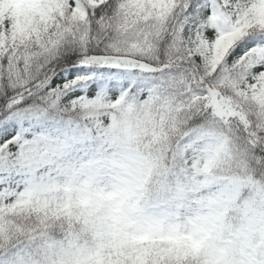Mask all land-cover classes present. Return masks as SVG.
Wrapping results in <instances>:
<instances>
[{"label": "snow or ice", "instance_id": "1", "mask_svg": "<svg viewBox=\"0 0 264 264\" xmlns=\"http://www.w3.org/2000/svg\"><path fill=\"white\" fill-rule=\"evenodd\" d=\"M0 264H264V0H0Z\"/></svg>", "mask_w": 264, "mask_h": 264}]
</instances>
